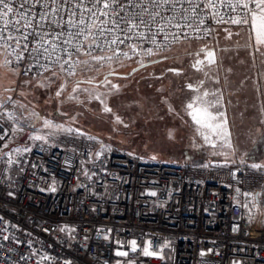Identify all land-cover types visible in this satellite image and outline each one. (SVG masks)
Masks as SVG:
<instances>
[{
	"label": "built area",
	"instance_id": "1",
	"mask_svg": "<svg viewBox=\"0 0 264 264\" xmlns=\"http://www.w3.org/2000/svg\"><path fill=\"white\" fill-rule=\"evenodd\" d=\"M189 16L193 28L166 27L168 39L158 34L156 44L133 40L89 49L91 37H81L79 52L69 48V63L59 50L51 61L41 58L47 71L28 53L17 60L20 49L13 52L12 42V47H4L0 41V50L19 76L36 79L51 72H75L82 54L103 56L104 64L151 61L183 42H213L219 29L235 27L207 17L199 25ZM196 27L201 32H195ZM205 27L213 29L210 34H204ZM140 31L151 35L145 28ZM130 43L152 48L153 55L133 54ZM56 55L62 57L59 63ZM9 103L0 106V156L14 125L6 110ZM10 164L12 172L0 157V264H264L263 168L139 159L119 147L104 146L94 136L72 132L35 142L15 154ZM249 204L258 213L254 222ZM131 241L136 242L135 251ZM145 247L158 255H144Z\"/></svg>",
	"mask_w": 264,
	"mask_h": 264
},
{
	"label": "rangeland",
	"instance_id": "2",
	"mask_svg": "<svg viewBox=\"0 0 264 264\" xmlns=\"http://www.w3.org/2000/svg\"><path fill=\"white\" fill-rule=\"evenodd\" d=\"M231 28L229 31L234 36L239 29ZM235 36L243 37L245 41L243 33ZM216 40L217 33L212 43ZM198 43L200 41L183 42L162 56H180L193 50ZM225 50L242 52V56L250 57L245 64L252 63L254 71L261 69L262 72L264 55L256 53L255 49ZM250 51L252 54H249ZM261 51L264 52V49ZM254 52L256 60L251 59ZM155 60H121L104 64L82 54L73 75L53 72L33 79L19 76L6 64L5 53L0 50V106L10 101L6 110L14 121L3 152L11 156L30 148L35 142H47L51 136L67 132L59 127L62 126L63 129H72L71 132L96 136L104 146L120 147L132 156L145 160L175 164L210 161L264 164V135H258L260 129H264V122H260L262 127L254 126L258 122L248 109H243L239 114L234 110L229 111L231 148L218 143L215 147L206 146L205 151L200 150L203 141L191 137L196 127L190 117L181 106H171L183 94L181 92L185 91V85L179 84L176 73L160 76V70H154V65H150ZM235 63H228V67L234 70ZM105 76L108 77L104 79ZM260 88L261 100L258 105L264 107V87ZM256 90L253 88V92ZM57 91H60V96L56 95ZM96 96L100 100L95 99ZM105 105L112 111L105 112ZM45 121H50L52 127H45ZM35 136L45 139L35 140ZM254 147L253 154L246 158L248 150Z\"/></svg>",
	"mask_w": 264,
	"mask_h": 264
},
{
	"label": "snow or ice",
	"instance_id": "3",
	"mask_svg": "<svg viewBox=\"0 0 264 264\" xmlns=\"http://www.w3.org/2000/svg\"><path fill=\"white\" fill-rule=\"evenodd\" d=\"M189 13L195 17L199 25H204L207 17L217 25L237 27L239 31L235 35L240 36L243 33L245 39L242 47L246 50L255 49L256 53L264 55L261 51L264 49V0H124V2L122 0H0V23L3 25L0 27V41H4V47H12L9 43L12 42L15 45L13 52L20 49L17 60L24 59L25 53H28V58L47 71L48 68L40 63L41 58L51 61L53 53L59 50L69 57L63 62L69 63L72 55L69 48L79 52L83 47L81 37L83 40L91 37V43L87 45L89 49L125 45L126 42L133 40L141 42L147 40L156 44L158 34H163L164 40L168 39L166 27L171 26L181 31L184 28H193V25L188 23ZM178 17L179 20L184 21V24L178 21ZM141 28L147 29L151 35L140 31ZM153 28L156 29L155 32ZM193 30L197 33L201 32L199 27ZM212 30L205 27L203 32L207 35ZM223 30L228 38L232 37L233 32L228 28ZM173 38L178 37L173 34ZM128 46L133 54L143 51L144 55H153L152 48L139 49L137 43H130ZM118 51L119 49L117 53ZM204 51L205 49H201V52ZM88 54L91 55V52ZM249 54H252L251 51ZM123 55L127 57L128 53L124 52ZM61 59L60 55H56L57 63ZM91 59L101 61L105 57L93 55ZM107 59L110 60L112 57ZM205 62L208 65L216 63L214 51L208 50L204 59L197 60L192 67L201 71L200 65ZM82 63L87 64L88 61ZM170 71L179 74L176 69ZM73 74L74 71L69 72V75ZM203 83L200 81L201 85ZM186 87L193 92L199 91V88L193 84H187ZM60 94V91H57L56 95L60 96ZM210 96L216 97V93L204 91L187 102L188 115L196 126V133L203 138L205 144L215 147L217 141H220L224 146L231 148L232 132L222 99H209ZM94 98L100 100L99 96ZM101 103L104 101L101 100ZM103 110L112 111L107 105ZM261 111L264 112V107H261ZM117 121L119 122V117ZM45 127H52V123L45 121ZM59 127L63 131H73ZM33 139L44 140L45 137L35 136ZM251 167L261 169L264 168V164H252ZM155 194L151 193V195ZM245 195L250 194L245 193ZM131 245L132 250L135 251L136 242L131 241ZM143 252L146 256L158 255L150 251L149 247H145ZM117 255L126 256L127 252H117Z\"/></svg>",
	"mask_w": 264,
	"mask_h": 264
},
{
	"label": "crops",
	"instance_id": "4",
	"mask_svg": "<svg viewBox=\"0 0 264 264\" xmlns=\"http://www.w3.org/2000/svg\"><path fill=\"white\" fill-rule=\"evenodd\" d=\"M223 29L224 28L217 31V42L220 45L224 46L225 49L229 48V50L243 48L242 45H244L245 42H243V37L241 39L240 37H236L234 35L231 38H228L227 33ZM231 29L238 28L233 27ZM222 56L225 68L221 94L224 97L223 102L227 116H230V110L237 111V114H239L243 109H248L249 112H251V115L254 116V119L258 122L253 125L262 127L263 125H261L260 122H264V115L261 112V106L258 104L261 100V97H259L261 94L260 87H264L261 75V73H264V66L262 72L261 69H259V71L256 69L257 72L254 71L252 63L249 65L245 64L246 61L250 60V57L242 56V52H238L237 50L234 53H232V51H227ZM251 59L256 60L255 52L253 53V57ZM232 61L236 62V68L234 70L228 67V63ZM253 88L257 89L256 92H253ZM260 130L261 131L258 132V135L261 137L264 135V129L261 128ZM248 133L251 134V132ZM251 139L256 141L257 138ZM254 150L255 147L248 150L246 158H249L251 154H253Z\"/></svg>",
	"mask_w": 264,
	"mask_h": 264
},
{
	"label": "flooded vegetation",
	"instance_id": "5",
	"mask_svg": "<svg viewBox=\"0 0 264 264\" xmlns=\"http://www.w3.org/2000/svg\"><path fill=\"white\" fill-rule=\"evenodd\" d=\"M217 41V40H216ZM201 49H205L204 52H201ZM212 50L215 52L216 63L212 65H208L206 62L203 65H200L201 71H197L196 68H193L192 65L196 63L197 60H203L207 51ZM227 51L225 47L220 45L218 42L215 43H198L195 45V48L188 53L182 54L180 56H159L156 60L150 65H154V70H160V76H164L170 72L176 73L174 71H170V69H176L179 71V84L185 85V91L181 92L182 95L177 97L176 102L171 104V106H181L187 115L188 110L186 109V104L193 97L201 95L204 91H208L209 93L215 92L216 97H209V99H222V86H223V74H224V62L223 56ZM141 66V65H140ZM157 66V68H155ZM177 74V73H176ZM176 78V77H175ZM200 81L204 83L201 85ZM193 84L199 88L198 92L190 91L186 85ZM179 92V91H178ZM221 92V93H220ZM180 96H182L180 98ZM224 104V102L222 101ZM173 106V107H174ZM226 110V109H225ZM185 113V112H184ZM183 114V113H182ZM189 116V115H188ZM191 119V118H190ZM196 127V126H195ZM194 134L196 133V128L194 129ZM191 134V137H197L199 140H202L201 149L205 151V147L208 144H205L203 138L196 135ZM215 139V138H214ZM222 144L220 141H217L216 144ZM223 145V144H222Z\"/></svg>",
	"mask_w": 264,
	"mask_h": 264
},
{
	"label": "trees",
	"instance_id": "6",
	"mask_svg": "<svg viewBox=\"0 0 264 264\" xmlns=\"http://www.w3.org/2000/svg\"><path fill=\"white\" fill-rule=\"evenodd\" d=\"M87 74V73H86ZM85 135H89V134H85ZM89 136H93V135H89ZM94 137H96V136H94ZM96 138H98V137H96ZM99 139V138H98ZM5 147H3V149H4ZM1 160H3V161H5V162H8L9 163V165H10V171L12 172L13 170H14V168H13V166H12V164H10V158L11 157H13V155H11L10 156V153H8V154H5V152H3V150L1 151ZM162 162H165V161H162ZM210 162H212V161H210ZM210 162H205V163H200V162H194V163H184V164H199V165H206V164H208V163H210ZM214 162H219V163H231V162H225V161H214ZM166 163H168V162H166ZM264 169V168H263ZM248 212H250V216H251V221H256V219L258 218V213H257V211H255L256 209L254 208V206H252L251 204H249L248 206Z\"/></svg>",
	"mask_w": 264,
	"mask_h": 264
},
{
	"label": "bare ground",
	"instance_id": "7",
	"mask_svg": "<svg viewBox=\"0 0 264 264\" xmlns=\"http://www.w3.org/2000/svg\"><path fill=\"white\" fill-rule=\"evenodd\" d=\"M200 43H207V42H203V41H200ZM131 61H133V60H131ZM134 62H137V61H134ZM51 73H53V72H51ZM50 74V73H49ZM36 79H38V78H36ZM72 133H76V134H80V135H85V134H83V133H79V132H72ZM120 148V147H119ZM120 149H122V148H120ZM123 151H125L124 149H122ZM126 152V151H125ZM17 153H19V152H17ZM17 153H15V154H17ZM128 153V152H127ZM14 154V155H15ZM128 154H130V153H128ZM13 155V156H14ZM131 155V154H130ZM132 156V155H131ZM133 157H136V156H133ZM136 158H139V157H136ZM12 159V157L10 158V160ZM139 159H141V158H139ZM231 163H233V162H231ZM228 164H230V163H228Z\"/></svg>",
	"mask_w": 264,
	"mask_h": 264
},
{
	"label": "water",
	"instance_id": "8",
	"mask_svg": "<svg viewBox=\"0 0 264 264\" xmlns=\"http://www.w3.org/2000/svg\"><path fill=\"white\" fill-rule=\"evenodd\" d=\"M139 67H140V66H139ZM107 77H108V76H105L104 79L107 78ZM256 196H257V194H256ZM257 200H258V197H257Z\"/></svg>",
	"mask_w": 264,
	"mask_h": 264
}]
</instances>
